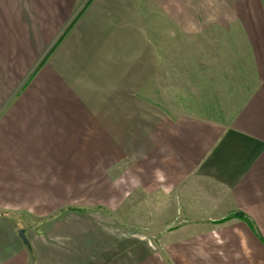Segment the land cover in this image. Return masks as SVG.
<instances>
[{"label": "crops", "instance_id": "crops-1", "mask_svg": "<svg viewBox=\"0 0 264 264\" xmlns=\"http://www.w3.org/2000/svg\"><path fill=\"white\" fill-rule=\"evenodd\" d=\"M88 1L0 0V264H264V0Z\"/></svg>", "mask_w": 264, "mask_h": 264}, {"label": "rangeland", "instance_id": "rangeland-1", "mask_svg": "<svg viewBox=\"0 0 264 264\" xmlns=\"http://www.w3.org/2000/svg\"><path fill=\"white\" fill-rule=\"evenodd\" d=\"M162 29L160 28V33L157 34L158 40L155 44H157V48L160 51L161 55L168 54V57H166L167 61H170L168 64L172 66V69H180L179 67L186 65L187 62L192 61L195 63L196 61V52H199V59L201 58L204 62L203 69H207V65H210L212 61L215 60L218 48H215L212 51V35L208 32V35L206 36L204 34V40H198V38L194 39H188L185 35H172L170 40L162 41L161 39V33ZM223 32V33H222ZM220 35H225L223 37L224 41L223 43H214L216 45H219V57L217 58V61H221V55L222 53L225 55L224 61L230 62V67L233 65L234 69H244L243 64L246 65L245 69H251L250 68V59L247 52L244 50H247V47L245 43L242 41L244 35L241 32V29L239 30L238 27L235 28L232 32L230 31H221ZM230 38H233V40L236 39L237 48L235 49L230 48L231 45H234V41H232ZM224 45V48L222 49V46ZM215 46V45H214ZM166 47V50H165ZM237 49V50H236ZM165 50V53H164ZM231 50L233 51L231 53ZM221 51V53H220ZM168 52V53H167ZM214 53V54H213ZM228 54V56H227ZM214 57V58H213ZM165 59V58H164ZM163 59V60H164ZM162 60V59H161ZM233 61V64L231 63ZM201 62V63H202ZM237 65V66H236ZM217 69H221L218 67ZM231 69V68H230ZM243 75L244 81L249 80L248 77L245 74ZM237 82L240 80V76L236 75ZM158 81L160 83H163V69H160L158 73ZM253 81V80H252ZM244 90H236V98H235V104L237 105L238 102L241 100L243 93H246ZM230 102H232L230 98Z\"/></svg>", "mask_w": 264, "mask_h": 264}, {"label": "clouds", "instance_id": "clouds-1", "mask_svg": "<svg viewBox=\"0 0 264 264\" xmlns=\"http://www.w3.org/2000/svg\"><path fill=\"white\" fill-rule=\"evenodd\" d=\"M154 176H155L156 180L161 181V182L164 181V179H165V176H164L162 170H160V169L154 170Z\"/></svg>", "mask_w": 264, "mask_h": 264}, {"label": "water", "instance_id": "water-1", "mask_svg": "<svg viewBox=\"0 0 264 264\" xmlns=\"http://www.w3.org/2000/svg\"><path fill=\"white\" fill-rule=\"evenodd\" d=\"M19 237H20V239H21L24 243H26V239H25V237H24V232H23V231H20V232H19Z\"/></svg>", "mask_w": 264, "mask_h": 264}, {"label": "trees", "instance_id": "trees-1", "mask_svg": "<svg viewBox=\"0 0 264 264\" xmlns=\"http://www.w3.org/2000/svg\"><path fill=\"white\" fill-rule=\"evenodd\" d=\"M90 1H91V0H89V1L87 2V4H88ZM238 217H240V218L244 219V217H243V216H238Z\"/></svg>", "mask_w": 264, "mask_h": 264}]
</instances>
